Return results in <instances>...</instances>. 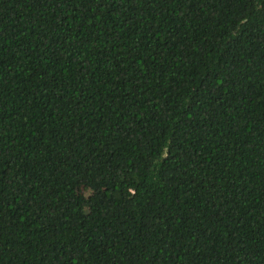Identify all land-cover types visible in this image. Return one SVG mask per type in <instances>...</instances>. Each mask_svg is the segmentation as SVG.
I'll return each mask as SVG.
<instances>
[{"label":"trees","instance_id":"16d2710c","mask_svg":"<svg viewBox=\"0 0 264 264\" xmlns=\"http://www.w3.org/2000/svg\"><path fill=\"white\" fill-rule=\"evenodd\" d=\"M0 264H264V0H0Z\"/></svg>","mask_w":264,"mask_h":264}]
</instances>
